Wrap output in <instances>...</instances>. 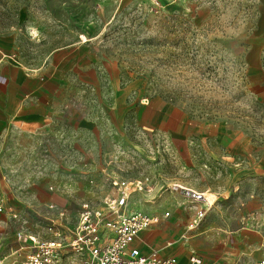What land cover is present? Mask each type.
Listing matches in <instances>:
<instances>
[{
  "label": "rangeland",
  "instance_id": "obj_1",
  "mask_svg": "<svg viewBox=\"0 0 264 264\" xmlns=\"http://www.w3.org/2000/svg\"><path fill=\"white\" fill-rule=\"evenodd\" d=\"M4 36L9 60L52 68L64 96L51 125L0 143V193L20 207L58 197L75 218L81 201L109 192L110 168L148 178L152 192L133 199L144 209L189 207L172 189L188 185L218 197L209 214L231 215L219 225L264 235V0H0ZM154 100L189 113L193 158L141 122ZM230 149L231 164L212 154ZM18 228L0 220V253Z\"/></svg>",
  "mask_w": 264,
  "mask_h": 264
},
{
  "label": "crops",
  "instance_id": "obj_2",
  "mask_svg": "<svg viewBox=\"0 0 264 264\" xmlns=\"http://www.w3.org/2000/svg\"><path fill=\"white\" fill-rule=\"evenodd\" d=\"M9 37L4 36L0 39V57H4L0 62V143L5 141L6 137L15 130L45 129V127L51 125L50 121L54 119L55 110L64 96L63 92H61L59 73L54 74L51 72L52 68L47 70L45 66L28 67L22 63L14 64L9 60L12 53L11 39ZM86 64L87 68H90V60L87 62L84 60L82 63L84 76H86ZM1 78H5L6 81H1ZM138 114L139 119L146 125L147 129L151 130V132L157 131L159 134L162 133L166 136V142L169 143V146L172 147L173 144L175 147H180L179 143H181L187 147L186 149H179L178 154L183 155L185 158H193L194 155L188 149V146L190 147L191 140L189 135L194 124L185 109L162 100H154L139 109ZM83 126L88 125L84 122ZM79 127H82L81 123ZM201 127L206 131L205 135H207L210 128L205 125H201ZM221 132V129H219L216 133L219 137L223 136L222 139L227 138L231 143V133L227 136L222 135ZM173 153H176V151ZM200 154L196 158H201L199 165H204V160L209 156L205 155L203 151ZM212 154H217L216 158L221 160L228 159L231 164V149L226 152H212ZM195 164H198V162ZM180 185L185 188L196 189L188 185ZM200 191L204 192L205 195L206 191L209 192V190ZM8 192L9 194L7 193V195L0 193L8 200L9 206L8 210L0 213V220L5 222L9 220L15 221L20 225L22 224V228H18L13 233L14 247L0 253V258H6V264H8L13 252L20 246L16 237V233L19 230L25 229L27 233L44 235L45 237L51 236L46 232V221L39 216L41 211L46 210L48 204L54 203L60 207L67 208L70 213L69 227H75L78 219L77 212L76 217L72 218V214L75 211L71 213L68 205L58 202V197H49L46 200L40 199L20 207L15 203L11 192L9 190ZM147 192L151 193L152 189ZM176 192L186 199L189 207L184 208L179 200L166 203L164 211H150L134 203V195L142 193V191L135 193L131 197L132 203L136 208L160 217V221L157 224L141 231L132 243V246L137 247L141 253L150 254L153 251H157L160 255L175 256L184 262H187L193 253H197L203 258L204 264H245L251 256H254L252 258L255 264H258L264 258L263 251L258 249L264 246V235L262 232L240 231L232 233L231 226L226 227L218 224L231 222L230 214L226 216L218 215L217 217L209 214L212 206L218 202L217 196H215L216 202L213 205L211 204L201 223L197 227L190 229L189 224L196 217L197 211L182 192ZM221 196L222 198L224 197L223 194ZM199 206H203V203L199 204ZM11 210L17 212L20 219L12 218ZM31 210H37L36 214L32 215ZM165 212H170V215L165 217ZM23 219H26L27 226L23 225ZM31 224L37 226V230L33 231ZM214 227H222L224 231L217 230ZM247 254L250 255L248 259Z\"/></svg>",
  "mask_w": 264,
  "mask_h": 264
},
{
  "label": "built area",
  "instance_id": "obj_3",
  "mask_svg": "<svg viewBox=\"0 0 264 264\" xmlns=\"http://www.w3.org/2000/svg\"><path fill=\"white\" fill-rule=\"evenodd\" d=\"M0 57V62L3 60ZM5 82V78H1ZM106 183L109 192L96 200H84L77 207L78 219L70 228V213L67 208L54 203L46 206L40 215L46 221V232L51 235L16 233L20 246L10 256L8 264H204L203 258L193 253L187 262L175 256H163L157 251L143 254L132 243L141 231L160 221L158 215L136 208L131 197L140 191H151L146 179H130L106 168ZM53 188V187H52ZM174 191L182 192L196 209V217L189 228L197 227L211 204L204 192L174 184ZM203 203V206L199 204ZM9 209L8 200L0 195V213ZM35 215L37 210L30 211ZM14 219H20L11 210ZM165 217L170 212L164 213ZM8 258V257H7ZM0 258V264H6ZM258 264H264V258Z\"/></svg>",
  "mask_w": 264,
  "mask_h": 264
},
{
  "label": "bare ground",
  "instance_id": "obj_4",
  "mask_svg": "<svg viewBox=\"0 0 264 264\" xmlns=\"http://www.w3.org/2000/svg\"><path fill=\"white\" fill-rule=\"evenodd\" d=\"M187 188V187H186ZM206 197H207V200H208V202L210 203V204H214L215 202H216V197L212 194V193H210V192H208V191H206Z\"/></svg>",
  "mask_w": 264,
  "mask_h": 264
}]
</instances>
